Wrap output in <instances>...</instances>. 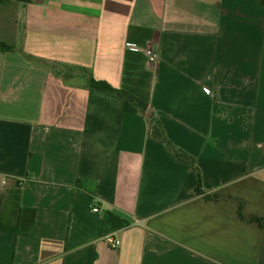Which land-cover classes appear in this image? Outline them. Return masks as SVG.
<instances>
[{"label":"crops","instance_id":"1","mask_svg":"<svg viewBox=\"0 0 264 264\" xmlns=\"http://www.w3.org/2000/svg\"><path fill=\"white\" fill-rule=\"evenodd\" d=\"M152 118L195 158L204 195L151 138ZM253 217L264 219L258 0H0V264H264Z\"/></svg>","mask_w":264,"mask_h":264},{"label":"trees","instance_id":"2","mask_svg":"<svg viewBox=\"0 0 264 264\" xmlns=\"http://www.w3.org/2000/svg\"><path fill=\"white\" fill-rule=\"evenodd\" d=\"M258 1L264 7V0H258ZM77 69L81 72L82 75H84L87 78L88 87H93V88L95 87L96 89H98L100 91H104V92H108V93H117V94L119 93L116 89H114L109 84H107L105 82L96 81L94 79L93 75L87 69H84V68H77ZM71 71H73V70H71ZM70 76H72V74L68 73L64 77L68 78ZM150 136L152 139L160 142L165 147L168 154L170 155V157L175 162L186 164V165L188 164V166L196 173V175H198L197 176L198 185L195 189V193H196L195 195H197V196L204 195L205 192L203 190V185H202V176L203 175L201 174L200 169L196 165L195 158L192 155H190L189 153H187L186 151H184L183 149L177 147L168 138V136L166 135L163 124L157 118L151 119ZM205 198L208 200L217 199V197L208 196V195H205ZM242 211H243L242 207L240 206L239 211H238V215H239L240 219L244 220V216H243ZM250 221L256 222L262 228L264 227V219L253 217L250 219Z\"/></svg>","mask_w":264,"mask_h":264},{"label":"built area","instance_id":"3","mask_svg":"<svg viewBox=\"0 0 264 264\" xmlns=\"http://www.w3.org/2000/svg\"><path fill=\"white\" fill-rule=\"evenodd\" d=\"M127 49L130 51H141L145 54L147 61L150 65L156 64L158 62V54L152 47H146L144 49L140 48L134 44H128ZM206 94H210L208 90L205 91ZM94 212H98V208L93 209ZM105 241L112 249H117L121 245V241L115 237V235H107Z\"/></svg>","mask_w":264,"mask_h":264}]
</instances>
